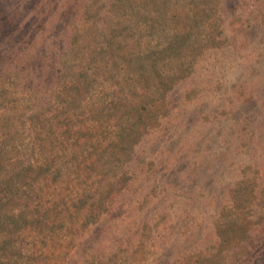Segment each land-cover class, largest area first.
<instances>
[{
    "label": "rangeland",
    "instance_id": "374dc122",
    "mask_svg": "<svg viewBox=\"0 0 264 264\" xmlns=\"http://www.w3.org/2000/svg\"><path fill=\"white\" fill-rule=\"evenodd\" d=\"M0 264H264V0H0Z\"/></svg>",
    "mask_w": 264,
    "mask_h": 264
}]
</instances>
